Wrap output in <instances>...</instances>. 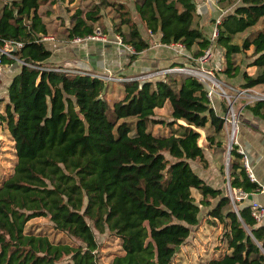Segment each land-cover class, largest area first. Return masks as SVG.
I'll use <instances>...</instances> for the list:
<instances>
[{"label": "trees", "instance_id": "16d2710c", "mask_svg": "<svg viewBox=\"0 0 264 264\" xmlns=\"http://www.w3.org/2000/svg\"><path fill=\"white\" fill-rule=\"evenodd\" d=\"M89 1L87 10L77 7L71 14L68 38L104 24L107 9L113 12V31L137 50L133 58L152 44L141 25L160 34L161 42H183L195 57L213 42L199 24L195 0H134V9L122 0ZM217 1L226 9L214 40L225 49L224 71L229 78L242 77L244 87H264V25L235 41L264 20V0ZM47 2L4 1L0 45L8 38L22 40L19 59L48 63L53 51L41 40L51 33L41 11ZM249 50L253 73L242 70L234 56ZM115 89L112 81L91 72L28 64L12 78L0 114L15 148L13 171L0 179V264H100L94 227L119 238L121 251L107 264H172L177 246L200 221L193 190L201 193L210 221L223 226L222 252L206 264H264V223L253 216L252 199L245 205L238 200V212L228 192L208 183L191 162H209L200 129H206L208 147L224 148L226 102L223 112L216 110L207 85L185 72L123 81L120 95L108 99L117 95ZM166 104L168 120L157 116ZM247 106L264 117V99ZM159 123L169 131L155 132ZM241 157L233 143L231 186L258 192L261 185ZM37 216L52 221L51 232L30 223Z\"/></svg>", "mask_w": 264, "mask_h": 264}, {"label": "rangeland", "instance_id": "374dc122", "mask_svg": "<svg viewBox=\"0 0 264 264\" xmlns=\"http://www.w3.org/2000/svg\"><path fill=\"white\" fill-rule=\"evenodd\" d=\"M6 0H0V5ZM89 0H51V2H47L43 4L41 7V11L43 12V16L45 19L49 21L51 33L56 35L57 37L61 38H68L67 37V26H69L72 23L71 20V14L75 10V8L80 7L84 10H87L89 7ZM105 9L104 12H106L105 17H109L112 19L110 15L113 14V12ZM107 19V18H106ZM113 20V19H112ZM97 26H100L104 31L110 30L112 27L108 28L103 23L99 24L97 23ZM264 25V20H262L258 25L253 26L249 29H246L240 33H238L235 37V41L241 42L242 38L247 35L251 30L257 27H261ZM113 26V25H112ZM113 30V28H112ZM215 40V39H214ZM216 43L215 41H213ZM216 45L213 46V53L216 48ZM221 46V45H220ZM222 47V46H221ZM222 49V48H221ZM220 49V50H221ZM225 49L223 48V54L225 53ZM221 52V51H220ZM251 50L247 52H241L237 53L235 58L236 60L241 64L242 70L247 69L249 72L255 71V66L249 65V61L252 57H250ZM185 58L190 61L194 60L193 55L191 52L189 55H184ZM213 56V54H212ZM211 56V57H212ZM225 56V55H224ZM211 57L208 61L205 63H201L200 61L196 60V63H193L196 67L201 68L202 70H211L213 71L214 75L218 78H228L232 80V84L236 87H244L242 86V77L236 76L231 77L227 75V73L224 71L226 67V58L224 60V63L222 65V69H217L216 67H213L212 64H209L211 61ZM2 63H5L4 60ZM0 63V65L2 64ZM174 65H185V64H174ZM172 65V66H174ZM179 72H185V71H179ZM187 73V72H185ZM188 74V73H187ZM117 89H115L114 94H109L107 96L108 99H112L111 96H119L118 93V83L112 81ZM221 83V82H220ZM220 86L218 87V90L220 91ZM230 91H233L232 89H229ZM257 90L260 92H264V87L260 85V87H257ZM214 102H215V108L216 110L220 111L218 105L223 104V101L226 102L225 97L220 93L216 92L213 94ZM248 100H250L248 102ZM257 99L256 98H248L243 97L239 98L235 101L236 108L241 104H245L247 106L248 104L254 103ZM3 98H0V114L3 111ZM226 104V103H225ZM170 104H167L163 106L162 108H158L157 110V116L161 118H165L166 120L171 118V109L169 108ZM248 107V106H247ZM222 111V110H221ZM226 111V110H225ZM223 112V111H222ZM225 113V112H224ZM202 132V135L199 139L200 143H204L205 146V152L209 159V162L207 165H204L199 160H192V166L194 170L198 173L203 175L207 182L212 184L213 183H219L223 184V189L228 192L230 195V181L229 180V164H230V157L231 152L229 150V136L226 134V144L224 148L222 147H208L206 142V129H200ZM155 132H168L169 127L166 125H161V123L154 126ZM227 133V131H226ZM14 160H15V148H14V142L10 137V133L8 129L5 127V123L0 118V179L7 176L11 171H13L14 166ZM223 168L225 171H223ZM222 174V175H221ZM196 201L200 203L201 211L199 213L200 221L197 224L191 225L192 231L190 234V237L186 240V242L178 249V254L176 255L175 259L173 260L172 264H206V260L208 258H211L212 256L219 254L222 252V244H225V241L222 239L223 235V226L221 223H212L210 218H213L212 215L208 214V206L201 203L202 195L197 190H193ZM213 202H217V198L214 199ZM234 209H239V206H236L233 202ZM211 220V221H210ZM92 223V221H90ZM30 223L37 224L36 226L38 228H45V230H49L51 232V224L52 221L46 217V216H37L33 218ZM94 231L96 234V237L100 243L99 249H98V257L100 264H107L110 262L112 257L121 251V244L119 241V238L115 236V234L110 233L109 230H106L104 232H100L97 228L94 227ZM52 234V233H51ZM53 235V234H52ZM57 235V233H56ZM60 237H63L62 233L60 235H57Z\"/></svg>", "mask_w": 264, "mask_h": 264}, {"label": "crops", "instance_id": "0c3cea01", "mask_svg": "<svg viewBox=\"0 0 264 264\" xmlns=\"http://www.w3.org/2000/svg\"><path fill=\"white\" fill-rule=\"evenodd\" d=\"M122 1L128 2L129 6L134 9V0ZM195 2L197 3V10L200 15L199 24L207 36L211 37L212 31L216 26V19L222 16L226 9L219 6L217 0H195ZM136 18L138 19V17ZM138 22L141 23L139 19ZM104 24L110 28L113 25V21L109 17H105ZM140 27L142 34L146 37H150L152 44L147 49L139 52L136 58H133L132 54L127 49L113 42L104 43L95 40L73 42L70 38L57 37L55 40L46 41L47 46L53 51L51 57L48 59V63L76 67L91 73H110L122 77L139 76L152 70L172 66L174 64L193 65V61H188L185 56L177 54L173 49L163 45L155 46V42L160 41V34H152L149 29L144 28L142 25ZM108 32L112 34L114 31L111 28L110 30L108 29ZM214 44L213 42L212 46H214ZM186 51L188 53L191 52L188 49H186ZM224 60L223 47L216 45L209 64H212V66L217 69H222ZM21 65L22 64L18 60L14 62H5L0 65V98H3V103L8 100L9 84L14 75L21 70ZM221 79L233 85L230 79ZM114 82L118 83V89L123 83V81ZM257 87H260V85H256L253 88ZM220 102L218 107L222 110L223 106ZM237 109L240 113L237 141L235 143L238 147V151L240 148L244 150V153H241V160L243 163L245 155L247 156L250 168L254 174V178L252 177V179L261 185V189L253 193L252 198L248 197L249 200L243 198L240 200L239 204H248L251 199L263 203L264 117L255 113L252 109L245 106V104H240ZM201 176L204 177L203 175ZM213 186L224 188L223 184L219 183H213Z\"/></svg>", "mask_w": 264, "mask_h": 264}, {"label": "built area", "instance_id": "2783aa9c", "mask_svg": "<svg viewBox=\"0 0 264 264\" xmlns=\"http://www.w3.org/2000/svg\"><path fill=\"white\" fill-rule=\"evenodd\" d=\"M221 17L219 16L216 19V26L212 31L211 39L214 41L216 36L218 35V23L221 21ZM57 38L56 35L49 33V34H43L41 36V40L43 41H49V40H55ZM73 42H82V41H89V40H95V41H101L104 43L113 42L117 44L120 47H124L127 49L131 54H134L137 52L135 47L127 43L123 36L120 33L113 32L112 34L108 31H104L100 26H96L95 30L93 32H90L84 36H74L70 38ZM213 43V42H212ZM24 44V41L18 40L15 38H8L4 41L2 45H0V63H2V57L3 56H9L12 58H16L20 63L22 64H28L31 66H34L36 68L41 69H54L58 71H65L69 73H86L87 71L76 68V67H69V66H63L59 64H52V63H34L25 61L22 59H19L17 57L16 51L21 48ZM155 46H166L171 49H173L177 54L179 55H189V53L186 51L185 45L183 42L179 41L176 43H165V42H155ZM213 54V46H209L203 54L193 57L194 60H198L201 63H205L209 60V58ZM179 71H185L189 74L197 76L200 80H202L206 85L208 89V96L210 97L211 103L213 106H215L213 94L216 92H220L226 99V105L227 110L224 113V119H225V128L227 131V134L229 136V143L232 142L235 143L237 141V132L239 128V113L240 111L235 106V101L239 98L248 97V98H256L264 99V92H260L257 90V88H253L254 86L249 87H236L233 85L228 84L226 81L218 78L214 75L213 71L211 70H202L199 67H196L193 65H174V66H168L159 68L157 70H152L150 72L144 73L139 76H129V77H122L117 76L114 74H105V73H92L95 76H98L102 79L109 80V81H126V80H133V79H145V78H153L156 76H160L167 72H179ZM221 82V83H220ZM220 86V91L218 90V87ZM229 89H232L233 91H230ZM250 100H248L249 102ZM240 153H244V150L240 148ZM245 155V154H244ZM244 164L247 168V171L251 175V178H254V174L250 168L247 156L244 157ZM249 193L244 189H235L232 188L230 185V197L232 202L238 206L237 201L242 200L243 198H247ZM251 208H252V214L255 217V219L258 222L264 223V202H260L258 200H252L251 202Z\"/></svg>", "mask_w": 264, "mask_h": 264}, {"label": "water", "instance_id": "95a60500", "mask_svg": "<svg viewBox=\"0 0 264 264\" xmlns=\"http://www.w3.org/2000/svg\"><path fill=\"white\" fill-rule=\"evenodd\" d=\"M231 144H232V142H231V143H229V150H230V152H231V147H232V145H231ZM248 197H249V198H252L253 196H252V194H249V195H248ZM236 210L239 212V210H238V209H236ZM179 248H180V246L178 245V246H177V249H179Z\"/></svg>", "mask_w": 264, "mask_h": 264}]
</instances>
